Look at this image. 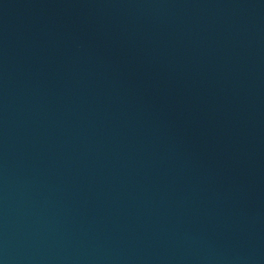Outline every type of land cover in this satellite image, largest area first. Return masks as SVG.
<instances>
[{
  "label": "water",
  "instance_id": "95a60500",
  "mask_svg": "<svg viewBox=\"0 0 264 264\" xmlns=\"http://www.w3.org/2000/svg\"><path fill=\"white\" fill-rule=\"evenodd\" d=\"M0 264H264V0H0Z\"/></svg>",
  "mask_w": 264,
  "mask_h": 264
}]
</instances>
